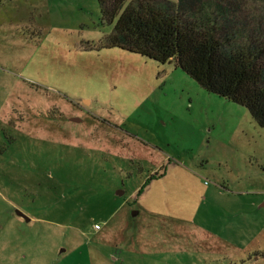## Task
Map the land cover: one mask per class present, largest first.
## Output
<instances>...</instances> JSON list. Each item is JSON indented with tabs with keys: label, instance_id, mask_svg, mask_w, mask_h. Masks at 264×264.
<instances>
[{
	"label": "rangeland",
	"instance_id": "rangeland-1",
	"mask_svg": "<svg viewBox=\"0 0 264 264\" xmlns=\"http://www.w3.org/2000/svg\"><path fill=\"white\" fill-rule=\"evenodd\" d=\"M114 22L0 0V264H264V129Z\"/></svg>",
	"mask_w": 264,
	"mask_h": 264
},
{
	"label": "trees",
	"instance_id": "trees-1",
	"mask_svg": "<svg viewBox=\"0 0 264 264\" xmlns=\"http://www.w3.org/2000/svg\"><path fill=\"white\" fill-rule=\"evenodd\" d=\"M97 2L102 21H115L102 46L174 62L264 129V0Z\"/></svg>",
	"mask_w": 264,
	"mask_h": 264
},
{
	"label": "water",
	"instance_id": "water-1",
	"mask_svg": "<svg viewBox=\"0 0 264 264\" xmlns=\"http://www.w3.org/2000/svg\"><path fill=\"white\" fill-rule=\"evenodd\" d=\"M15 213H16L17 216H19V217H21V218H23L25 220H28L27 216L24 213H22L21 211L16 210ZM133 214H135V212Z\"/></svg>",
	"mask_w": 264,
	"mask_h": 264
},
{
	"label": "built area",
	"instance_id": "built-area-1",
	"mask_svg": "<svg viewBox=\"0 0 264 264\" xmlns=\"http://www.w3.org/2000/svg\"><path fill=\"white\" fill-rule=\"evenodd\" d=\"M95 228H97V229H98V228H99V226H96Z\"/></svg>",
	"mask_w": 264,
	"mask_h": 264
}]
</instances>
